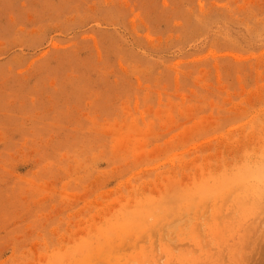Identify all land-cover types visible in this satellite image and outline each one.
I'll return each mask as SVG.
<instances>
[{"label":"rangeland","instance_id":"1","mask_svg":"<svg viewBox=\"0 0 264 264\" xmlns=\"http://www.w3.org/2000/svg\"><path fill=\"white\" fill-rule=\"evenodd\" d=\"M263 172L264 0H0V264H264Z\"/></svg>","mask_w":264,"mask_h":264},{"label":"bare ground","instance_id":"2","mask_svg":"<svg viewBox=\"0 0 264 264\" xmlns=\"http://www.w3.org/2000/svg\"><path fill=\"white\" fill-rule=\"evenodd\" d=\"M253 164H254V163H253ZM253 171H254V170H253ZM253 171H252V172H253ZM258 171H259V170H258ZM256 173H257V172H256ZM263 173H264V172H263ZM256 177H257V176H256Z\"/></svg>","mask_w":264,"mask_h":264}]
</instances>
